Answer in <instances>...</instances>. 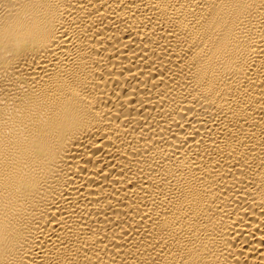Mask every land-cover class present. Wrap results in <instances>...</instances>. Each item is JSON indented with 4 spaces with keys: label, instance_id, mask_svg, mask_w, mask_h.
<instances>
[{
    "label": "bare ground",
    "instance_id": "1",
    "mask_svg": "<svg viewBox=\"0 0 264 264\" xmlns=\"http://www.w3.org/2000/svg\"><path fill=\"white\" fill-rule=\"evenodd\" d=\"M0 264H264V0H0Z\"/></svg>",
    "mask_w": 264,
    "mask_h": 264
}]
</instances>
